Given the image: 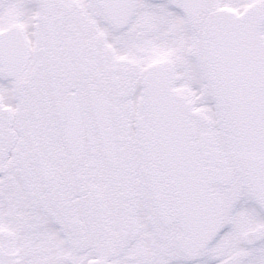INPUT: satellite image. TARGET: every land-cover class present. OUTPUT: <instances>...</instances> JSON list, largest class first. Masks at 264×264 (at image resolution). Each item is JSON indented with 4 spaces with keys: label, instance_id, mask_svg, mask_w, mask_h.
I'll use <instances>...</instances> for the list:
<instances>
[{
    "label": "snow or ice",
    "instance_id": "obj_1",
    "mask_svg": "<svg viewBox=\"0 0 264 264\" xmlns=\"http://www.w3.org/2000/svg\"><path fill=\"white\" fill-rule=\"evenodd\" d=\"M0 264H264V0H0Z\"/></svg>",
    "mask_w": 264,
    "mask_h": 264
}]
</instances>
